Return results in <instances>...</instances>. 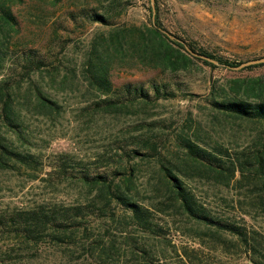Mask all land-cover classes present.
Returning a JSON list of instances; mask_svg holds the SVG:
<instances>
[{
    "label": "rangeland",
    "instance_id": "obj_1",
    "mask_svg": "<svg viewBox=\"0 0 264 264\" xmlns=\"http://www.w3.org/2000/svg\"><path fill=\"white\" fill-rule=\"evenodd\" d=\"M16 19L10 46L33 49L43 55L41 67L24 72L21 60L6 57L0 81H7L13 102L25 126L26 141L9 131L3 134L15 148L35 154L40 166L32 169L15 165L0 167V215L20 210L50 211L81 205L90 214L72 232L59 234L51 226L39 240L23 243L13 236H0V264H140L133 253L146 247L156 264H254L235 237H212L204 227L169 212L156 213L155 221L167 231L164 238L147 236L126 224L120 210L99 217L100 198L96 189L49 172L60 153L74 159L109 163L118 158L120 147L147 144L155 150L147 156L123 162L132 173L130 192L143 204L161 199L160 163L183 158L176 148L179 136L190 137L213 151L225 148L229 156L247 157L261 148L264 127L259 122L235 119L215 110L210 97L248 98L251 94L234 80L256 79L264 83V63L232 68L221 63L210 66L192 59L187 67L165 69L162 61L144 50L124 44L114 47L117 36L131 27L149 25L150 0H5ZM162 25L188 40L195 48L233 63L264 56V0H157ZM107 10L110 24L74 22L69 12L81 8ZM151 7V6H150ZM12 43V44H11ZM108 56L109 78L114 88L127 82H178L181 90L194 96L159 99L149 104L132 102L118 110H103L106 97L89 83V57ZM195 57V56H194ZM96 58L95 61H98ZM238 65V64H237ZM258 65V66H257ZM233 66H236L235 64ZM264 85L261 97L264 98ZM36 88L59 106L47 112L36 107ZM260 90V88H259ZM249 99H252L249 97ZM140 143V144H139ZM109 161V162H108ZM184 182L216 217L230 218L258 232L264 245V209L253 189V178L224 182L215 174L183 170ZM227 242V243H225ZM264 255V248L261 250ZM139 253V252H136ZM264 263V257L257 254Z\"/></svg>",
    "mask_w": 264,
    "mask_h": 264
},
{
    "label": "trees",
    "instance_id": "obj_2",
    "mask_svg": "<svg viewBox=\"0 0 264 264\" xmlns=\"http://www.w3.org/2000/svg\"><path fill=\"white\" fill-rule=\"evenodd\" d=\"M69 17L74 22L83 18L90 23L110 24L111 15L104 11H98L95 7L81 8L77 13L69 12ZM149 25L146 27H131L127 34L117 36L114 47H121L126 44L130 48L139 51L144 50L151 57L159 58L165 69L176 71L179 68L187 67L188 63L195 58L215 66L211 62L191 55L186 46L190 49L205 54L225 66H233V63L225 59L214 56L212 53L195 48L188 40L182 38L175 32L168 31L161 23L159 15V5L155 0V13L152 21L151 7L148 6ZM17 22L9 5L5 0H0V70L4 68L6 57L13 55V61L21 60L24 72L37 69L44 64L43 55L33 49H21L11 47V32ZM156 26H155V25ZM168 31L179 39H171L159 29ZM12 44V43H11ZM98 55V54H97ZM96 58L89 57L86 61L88 65L89 83L98 91L106 95L100 105L103 110H118L124 108L132 102L149 104L159 99H171L181 93L182 96H194L181 90L180 85L175 80L171 82L156 81L149 79L147 83L127 82L114 88L109 78L108 56L102 54ZM256 66V65H253ZM258 66V65H257ZM7 81H0V167L24 165L32 169L40 166L38 157L28 151H21L15 148L13 142L8 139L2 131L11 132L15 138L26 141L25 126L23 125L18 109L15 107L11 91ZM250 92V98L241 97H210L209 101L215 110L225 116L235 119L259 122L264 127V98L261 97V83L256 79L234 80V85L243 87ZM260 88V90H259ZM264 88V87H262ZM34 95L35 105L47 112L58 110L59 106L55 101L48 98L43 92L36 88ZM264 130V129H263ZM140 144V143H139ZM138 148L120 147L121 153H117L118 158L109 163H103L95 159L94 161H83L72 158L67 153H60L50 164V171L56 174L61 180H71L96 189V196L100 198L99 217L114 216L115 209L120 210V216L127 221L126 224L132 226L137 231L147 236H155L157 239L164 238L167 229L163 223L155 221L156 213L169 212L178 214L196 226H202L209 234L219 239L221 235L227 234L235 237L236 242L245 248L250 255V260L254 264H264L257 254L263 257V241L259 238L258 232L248 229L245 225L238 224L230 218L216 217L209 212V209L201 203L195 193L186 186L183 170L194 169L199 172L215 174L224 182L235 177L253 178L252 185L257 195L259 203L264 209V140L261 148L251 152L244 158L231 157L225 148L215 146L213 151L199 145L190 137L179 136L176 140V148L182 153L183 158L177 161H169L168 164L160 163L158 167L161 176V187L163 195L161 199L143 204L137 200L130 192L132 173L131 169L124 167L125 161L137 156H147L155 150V142L148 143L146 153L141 152V147L136 142ZM90 210L84 206H71L56 208L50 211L40 210H20L0 215V236H13L23 243H32L39 240V234L46 227L51 226L56 234L52 238L60 240V235L64 232H72L75 225L82 222V219L90 214ZM227 243V242H225ZM134 254L140 259V264H156L154 260L158 257L152 255L146 247H136ZM139 252V253H136ZM183 255L190 261L191 254L182 249ZM2 250H0V261L2 260Z\"/></svg>",
    "mask_w": 264,
    "mask_h": 264
},
{
    "label": "water",
    "instance_id": "obj_3",
    "mask_svg": "<svg viewBox=\"0 0 264 264\" xmlns=\"http://www.w3.org/2000/svg\"><path fill=\"white\" fill-rule=\"evenodd\" d=\"M150 6H151V11H152V21H153L154 13H155V0H150ZM159 29L161 30L162 33H164L169 38L176 39V40L180 41L179 39L175 38V36L170 34L168 31L163 30L161 28H159ZM186 49L191 55H193L195 57H199V58H202L204 60H207V61L211 62L212 64H218L219 63L216 59H213V58H211V57H209V56H207L205 54L198 53V52L190 49L188 46H186ZM259 63H264V56L241 62V63H239L236 66H232V68H241V67H244V66L253 65V64H259Z\"/></svg>",
    "mask_w": 264,
    "mask_h": 264
}]
</instances>
